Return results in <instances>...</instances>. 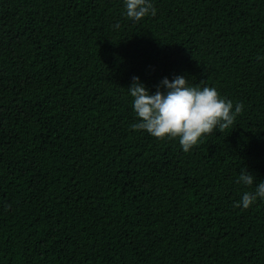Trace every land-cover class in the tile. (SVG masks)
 <instances>
[{
  "label": "trees",
  "instance_id": "16d2710c",
  "mask_svg": "<svg viewBox=\"0 0 264 264\" xmlns=\"http://www.w3.org/2000/svg\"><path fill=\"white\" fill-rule=\"evenodd\" d=\"M150 2L0 0V264H264V0ZM178 75L244 105L188 152L130 127Z\"/></svg>",
  "mask_w": 264,
  "mask_h": 264
},
{
  "label": "clouds",
  "instance_id": "9594fccd",
  "mask_svg": "<svg viewBox=\"0 0 264 264\" xmlns=\"http://www.w3.org/2000/svg\"><path fill=\"white\" fill-rule=\"evenodd\" d=\"M124 4L127 17L135 21L155 16L157 12L150 0H124ZM128 91L138 118L130 126L132 130L146 131L160 140H178L184 152L217 130L229 129L244 109L242 103L234 106L231 100L223 98L215 87L190 86L183 75L172 80L165 77L155 94H150L139 78L133 77ZM254 180L255 176L243 168L237 182L252 186ZM257 198L264 199V181H260L254 192H244L236 207L242 205L247 209Z\"/></svg>",
  "mask_w": 264,
  "mask_h": 264
}]
</instances>
